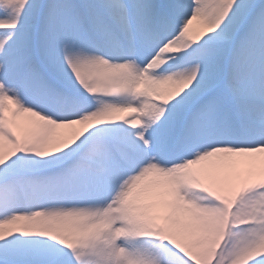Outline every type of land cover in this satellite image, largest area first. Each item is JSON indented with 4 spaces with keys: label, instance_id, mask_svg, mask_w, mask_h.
<instances>
[{
    "label": "snow or ice",
    "instance_id": "obj_1",
    "mask_svg": "<svg viewBox=\"0 0 264 264\" xmlns=\"http://www.w3.org/2000/svg\"><path fill=\"white\" fill-rule=\"evenodd\" d=\"M0 264H264V0H0Z\"/></svg>",
    "mask_w": 264,
    "mask_h": 264
}]
</instances>
